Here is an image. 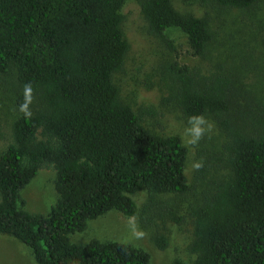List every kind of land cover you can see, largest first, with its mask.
Here are the masks:
<instances>
[{
    "label": "trees",
    "instance_id": "16d2710c",
    "mask_svg": "<svg viewBox=\"0 0 264 264\" xmlns=\"http://www.w3.org/2000/svg\"><path fill=\"white\" fill-rule=\"evenodd\" d=\"M207 1L249 11L262 0ZM124 2L0 0V76H11L16 88L11 139L0 151V235L26 245L36 264H148L140 247L97 239L77 244L68 236L110 210L135 216L131 196L138 192L146 194L147 210L162 196L188 190L180 138L144 126L143 118L157 111H133L112 81L129 47ZM137 2L147 32L175 52L162 66L171 86L165 100L189 119L211 117L226 137L196 169L192 264H264V75L247 88L242 50L223 57L219 51L207 71L181 63L164 31L178 28L186 52L210 60L222 42L209 16L181 11L172 0ZM44 166L55 171L56 201L44 215L29 213L20 191ZM215 166L224 174L206 178ZM166 215L181 219L173 210ZM151 240L159 250L167 245L163 234Z\"/></svg>",
    "mask_w": 264,
    "mask_h": 264
},
{
    "label": "rangeland",
    "instance_id": "374dc122",
    "mask_svg": "<svg viewBox=\"0 0 264 264\" xmlns=\"http://www.w3.org/2000/svg\"><path fill=\"white\" fill-rule=\"evenodd\" d=\"M137 1L125 0L120 9L123 15L122 29L129 47L122 67L113 73L112 81L117 87L120 100L127 103L133 111L138 112L148 106L157 111L155 118H143L144 126L159 134H175L180 138L186 148L184 174L188 190L183 196H162L159 206L147 210L144 207L146 194L138 192L131 196L137 209L135 216L127 218L119 211L110 210L87 220L82 231L74 232L68 237L77 244L97 239L140 247L149 254L148 264H171L174 259L192 264L195 254L190 251L193 229L190 206L197 202L201 189L200 182L195 178L196 169L200 161L210 159L221 151L226 137L211 117L189 119L181 113L173 100H165L171 86L162 66L175 59V52L161 39L147 32ZM172 1L181 11L207 14L212 29L217 32V39L222 42V45H214L210 60L198 59L186 52L183 33L178 28H169L164 31V36L176 48L178 61L207 71L214 66L213 62L219 51L223 57L231 49L242 50L243 64L249 68L248 72H243V81L248 85L247 88L259 85L257 82L260 75H264V0L249 11L219 7L207 0ZM251 15L255 17L249 19L248 16ZM11 80V76L6 79L0 76V151L10 142V124L16 114V88ZM261 80L263 82L264 78ZM155 120L158 124L154 123ZM224 172L223 167H211L206 178L221 176ZM54 178L55 171L52 167H41L20 191L21 208L33 214H46L57 197ZM168 209L179 214V222L166 215ZM153 234L165 236L167 245L163 250L157 249L152 242ZM0 264L36 263L26 245L7 235H0Z\"/></svg>",
    "mask_w": 264,
    "mask_h": 264
}]
</instances>
